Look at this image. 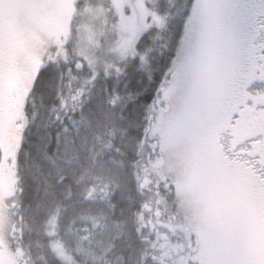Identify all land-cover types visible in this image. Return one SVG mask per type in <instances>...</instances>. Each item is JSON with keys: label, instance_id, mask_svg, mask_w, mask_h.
Wrapping results in <instances>:
<instances>
[{"label": "trees", "instance_id": "obj_1", "mask_svg": "<svg viewBox=\"0 0 264 264\" xmlns=\"http://www.w3.org/2000/svg\"><path fill=\"white\" fill-rule=\"evenodd\" d=\"M193 1L158 0L160 13L170 10L166 25L149 28L117 70L94 81L73 49L40 69L23 119H14L22 130L14 160L16 225L8 243L20 264H64L47 230L55 215L59 241L80 264L164 263L160 227L147 210L160 213L157 199L166 196L165 179L152 172L160 147L153 148L159 140L151 139L149 123ZM4 64L12 70L9 58ZM221 251L246 262L238 249Z\"/></svg>", "mask_w": 264, "mask_h": 264}, {"label": "rangeland", "instance_id": "obj_2", "mask_svg": "<svg viewBox=\"0 0 264 264\" xmlns=\"http://www.w3.org/2000/svg\"><path fill=\"white\" fill-rule=\"evenodd\" d=\"M214 1H193L178 55L153 104L157 115L149 123L151 139L159 140L158 144L153 143V148L160 147L155 159L160 165L152 172L165 179L162 188L166 196L157 199L160 213L151 207L147 210L160 227L162 235H158V239L162 243L163 264H166V256L171 264H250L247 260L254 254L264 259V249L256 251L252 241H246L243 227L247 215L241 211L236 213L231 203L208 185L209 175L204 167L210 138L207 129L215 141V156L232 172L254 167L255 161L258 162L253 158L257 155L255 147L261 161L262 143L244 144L242 130L237 131L225 119L210 121L192 115L196 100H232L231 109L238 108L242 100H246L243 92L250 91L264 100V86L246 89L257 78L247 79L253 67L248 73L243 68L245 63L255 65L256 57L251 59L241 53L242 56L223 58L213 55L218 39L214 40L210 21L213 18L207 10H212L211 2ZM22 4L23 18L17 29L19 41L17 39L14 46L15 53L8 57L13 75L10 96L15 99L9 100L12 150L9 162L3 167L5 188L3 193L0 191V243L11 240L12 228L16 225L14 160L22 129L14 119L18 118L19 123L23 119L26 97L40 69L73 49L91 68L93 78L90 81H94L103 73L117 70V62L133 54L139 37L151 27L165 26L171 16L170 10L159 12L158 0H22ZM219 20L227 22L223 18ZM225 75L231 78L227 85L223 80ZM235 113L239 120H245L240 117L241 110ZM234 120L232 124L238 122ZM223 123L225 125L218 130V125ZM255 175L251 173L252 178ZM261 196H264L263 191ZM56 224L55 215L49 220L47 229L52 237V250L64 264H80L71 249L59 241ZM228 247L238 249L246 262L241 258L235 261L236 257L221 253L222 248ZM11 252L12 257H16L14 251Z\"/></svg>", "mask_w": 264, "mask_h": 264}, {"label": "flooded vegetation", "instance_id": "obj_3", "mask_svg": "<svg viewBox=\"0 0 264 264\" xmlns=\"http://www.w3.org/2000/svg\"><path fill=\"white\" fill-rule=\"evenodd\" d=\"M211 3L213 18L211 30L214 40L218 39L212 50L213 55L216 58L235 57L241 54L249 55L251 59L256 57L255 65L245 63L246 66L243 68V71L248 73L253 67L246 78L252 80L257 78L246 89L249 90L255 85L264 86L262 71L264 70V0H215ZM220 10L226 15V23L218 22L223 18ZM23 12L22 0H0V191L2 190V193L5 188L4 180H2L3 167L9 162L12 150L9 100L15 99L14 96H10L13 93V88H10L13 75L8 66L4 67V62L13 52L17 39L19 41L20 33L17 29L23 18ZM36 25L41 28L38 24ZM260 56L263 58L258 59ZM223 80L227 85L231 78L225 75ZM241 94L246 100H242L236 109H231L232 100H196L192 115L210 121L225 119L237 128V131L242 130L244 144H256L259 141L264 150V100L256 98L254 95L257 94L250 91L248 94L245 92ZM232 110L235 112L241 110L240 117L245 120H239L238 113L231 114ZM234 119L238 122L232 124L231 121H235ZM222 125L225 123L218 125V130ZM207 132L210 138L207 143V160L204 167L209 175L208 185L228 200L236 213L241 211L247 215L243 227L246 241L251 240L256 251H260L261 248L264 249V196H261V192H264V155L259 161L258 149L252 146L257 152L253 158L258 162L255 161L254 167L248 168L250 170L232 172L215 156V141L211 138L208 129ZM251 173L256 174L255 177L252 178ZM250 177L252 180L248 182ZM10 250L13 251L8 241L0 243V264H20L18 258L12 257L13 253ZM254 255L250 256L249 260L246 259L248 263L264 264L263 258Z\"/></svg>", "mask_w": 264, "mask_h": 264}]
</instances>
